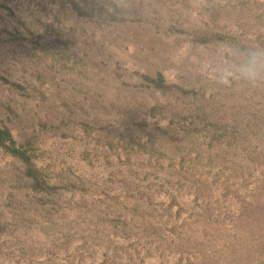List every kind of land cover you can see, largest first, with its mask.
<instances>
[{
	"label": "rangeland",
	"instance_id": "1",
	"mask_svg": "<svg viewBox=\"0 0 264 264\" xmlns=\"http://www.w3.org/2000/svg\"><path fill=\"white\" fill-rule=\"evenodd\" d=\"M221 45L264 0H0V264H264V84Z\"/></svg>",
	"mask_w": 264,
	"mask_h": 264
},
{
	"label": "clouds",
	"instance_id": "2",
	"mask_svg": "<svg viewBox=\"0 0 264 264\" xmlns=\"http://www.w3.org/2000/svg\"><path fill=\"white\" fill-rule=\"evenodd\" d=\"M204 55V70L219 85L243 82L255 87L264 84V46L221 45L213 56Z\"/></svg>",
	"mask_w": 264,
	"mask_h": 264
},
{
	"label": "trees",
	"instance_id": "3",
	"mask_svg": "<svg viewBox=\"0 0 264 264\" xmlns=\"http://www.w3.org/2000/svg\"><path fill=\"white\" fill-rule=\"evenodd\" d=\"M161 80H162V78H161ZM6 143H12L11 136H10V134H9V132L7 130H4V129L0 128V147L4 148L6 146ZM11 150L15 154L23 153L20 150H15V149H11Z\"/></svg>",
	"mask_w": 264,
	"mask_h": 264
}]
</instances>
